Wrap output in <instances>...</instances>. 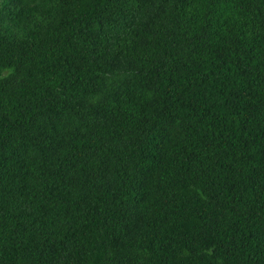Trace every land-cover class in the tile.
Masks as SVG:
<instances>
[{
    "label": "trees",
    "instance_id": "trees-1",
    "mask_svg": "<svg viewBox=\"0 0 264 264\" xmlns=\"http://www.w3.org/2000/svg\"><path fill=\"white\" fill-rule=\"evenodd\" d=\"M0 264H264V0H0Z\"/></svg>",
    "mask_w": 264,
    "mask_h": 264
}]
</instances>
